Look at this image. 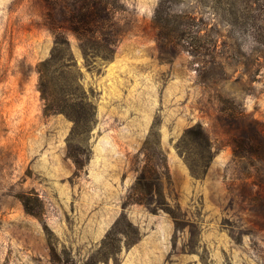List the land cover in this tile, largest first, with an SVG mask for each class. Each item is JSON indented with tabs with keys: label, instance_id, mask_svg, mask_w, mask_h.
<instances>
[{
	"label": "rangeland",
	"instance_id": "374dc122",
	"mask_svg": "<svg viewBox=\"0 0 264 264\" xmlns=\"http://www.w3.org/2000/svg\"><path fill=\"white\" fill-rule=\"evenodd\" d=\"M69 1L0 0V264H119L140 232L126 212L103 237L89 230L88 214L109 202L101 195L108 189L95 184L89 173L95 143L109 128H141L145 157L156 168L165 161L161 129L170 128L175 145L196 166L200 177H195L203 178L206 148L185 135L197 122L209 134L213 156L228 150L230 158L194 193L172 191L170 213L181 232L175 236V252L183 256L168 264H192L188 259L195 256L201 264H264V158L255 153L260 139L251 141L253 154L247 156L235 154L243 147L233 139L254 128L264 132V57L256 63L250 37L237 30L228 39L220 25V46L223 40L233 46L226 48L228 75L218 83H203L187 51L161 58L153 24L159 0H122L125 6L116 13L117 46L138 38L133 34H142L140 40L148 45L136 53V61L132 58L117 71L107 68L115 56L108 62L92 58L87 68L78 39L61 28L96 107L93 129L74 128L67 114H45L37 71L54 45L51 26L66 23ZM201 1L178 4L202 9L208 2L218 4ZM117 81L128 86L113 87ZM123 103L128 119L105 118L104 111ZM232 113L237 119L228 124L225 117ZM140 197L145 207L157 211V196L133 185L123 204Z\"/></svg>",
	"mask_w": 264,
	"mask_h": 264
},
{
	"label": "trees",
	"instance_id": "16d2710c",
	"mask_svg": "<svg viewBox=\"0 0 264 264\" xmlns=\"http://www.w3.org/2000/svg\"><path fill=\"white\" fill-rule=\"evenodd\" d=\"M178 1L159 0L155 7L153 24L157 28L161 58L171 59L182 49L192 56L201 82L218 83L226 79V63L230 56L226 48L233 46L224 40L223 46H220L219 40L223 35L220 25L226 28L228 39L234 38L237 30H243L250 37L251 49L257 54L256 63L264 57V0H216L217 5L205 3L206 9L182 6L184 2L178 4ZM124 6L122 0L69 1L66 23L51 26L55 38L52 51L37 65L38 88L45 114L64 113L72 118L74 128L83 126L86 130L93 129L96 107L82 83L83 73L70 40L61 28H67L76 36L85 65L90 69L93 59L108 62L115 56L118 42L116 13ZM225 118L228 124L237 119L233 113ZM186 134L206 148L208 160L204 165L205 174L214 157L209 134L201 122L186 128ZM237 136L233 139H240L243 149H235L236 155L253 154L251 141L260 139L255 153L264 158L262 129L254 128L252 132L244 131ZM176 147L184 156L180 144ZM184 158L191 173L200 177L191 159ZM133 188L143 194L157 196L160 204L154 210L162 208L171 211L161 175L149 161L145 163ZM134 202L147 203L143 197L134 199Z\"/></svg>",
	"mask_w": 264,
	"mask_h": 264
},
{
	"label": "crops",
	"instance_id": "0c3cea01",
	"mask_svg": "<svg viewBox=\"0 0 264 264\" xmlns=\"http://www.w3.org/2000/svg\"><path fill=\"white\" fill-rule=\"evenodd\" d=\"M133 36L138 38L130 39L117 46L115 58L107 66L108 72L122 69L132 58L136 61V53L141 52L148 45L140 40L142 34H133ZM127 86L128 83L122 81H117L113 85L116 88ZM131 86L136 88L137 83L132 81ZM118 94L121 95V93ZM126 96L125 92L124 100ZM123 105L124 108L120 105V107L104 111L105 118L128 119L126 103ZM103 110H105L104 107ZM138 118L142 116H136V119ZM173 137L174 132L170 128L161 129V149L165 161L163 164L156 165L169 202L174 199L172 191L176 190L182 195H187L204 186L214 170L222 167L230 158L228 150L215 154L205 177L197 178L191 173L187 162L177 150ZM145 140V132L141 128H109V132L95 143L89 164V173L95 184H104L108 189L101 195L104 201H109L103 204V209L93 210L88 214L85 221L89 230L98 232L100 237H103L123 212H126L139 228L138 240L124 250L119 264H168L172 258L183 256L175 252V236L181 232L177 229L175 218L170 212L161 209L152 211L144 206L145 203L123 204L129 187L135 183L148 161L145 157ZM168 173L170 178L167 177ZM179 237L184 238V235ZM188 260L192 264H201L198 256L190 257ZM108 264L111 262L108 261Z\"/></svg>",
	"mask_w": 264,
	"mask_h": 264
}]
</instances>
